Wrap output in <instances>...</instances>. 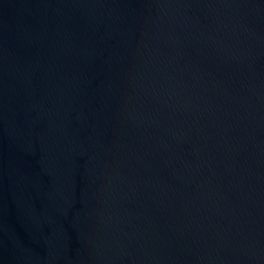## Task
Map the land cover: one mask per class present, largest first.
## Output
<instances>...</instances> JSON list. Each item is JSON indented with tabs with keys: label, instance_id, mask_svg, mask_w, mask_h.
<instances>
[{
	"label": "water",
	"instance_id": "95a60500",
	"mask_svg": "<svg viewBox=\"0 0 264 264\" xmlns=\"http://www.w3.org/2000/svg\"><path fill=\"white\" fill-rule=\"evenodd\" d=\"M0 264H264V0H0Z\"/></svg>",
	"mask_w": 264,
	"mask_h": 264
}]
</instances>
